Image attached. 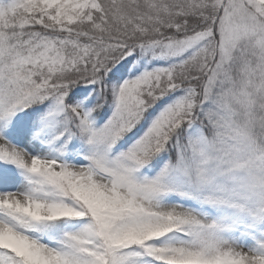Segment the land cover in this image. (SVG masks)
<instances>
[{
  "label": "snow or ice",
  "instance_id": "snow-or-ice-1",
  "mask_svg": "<svg viewBox=\"0 0 264 264\" xmlns=\"http://www.w3.org/2000/svg\"><path fill=\"white\" fill-rule=\"evenodd\" d=\"M0 264H264V0H0Z\"/></svg>",
  "mask_w": 264,
  "mask_h": 264
}]
</instances>
